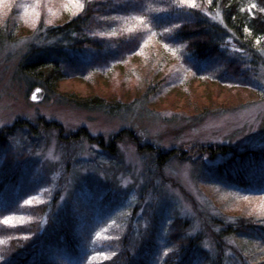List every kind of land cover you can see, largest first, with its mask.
I'll return each mask as SVG.
<instances>
[{"label":"rangeland","instance_id":"374dc122","mask_svg":"<svg viewBox=\"0 0 264 264\" xmlns=\"http://www.w3.org/2000/svg\"><path fill=\"white\" fill-rule=\"evenodd\" d=\"M82 1L0 0V134L9 130V148L22 157L21 166L42 163L52 179L50 188L44 187L0 220L25 226L37 221L36 210L28 208L47 202L43 227L49 220L65 222L66 214L83 219L89 216L84 205L98 206L111 194L112 202L100 205L91 231L95 240L126 238L131 246L142 243L143 237H166L170 220L181 217L187 220L190 235L203 234L211 255L220 251L225 264H248L242 259L247 254L242 251V237L219 241L217 234L222 220L241 215L264 219V197L223 188L206 173L201 159L215 164L227 159L233 148L264 150V51L258 75L251 77L257 88L231 85L222 82L229 74L227 64L198 77L192 65L177 60L175 52L169 50L171 58L165 57L156 39L143 42L141 26L138 30L125 24L127 32L136 33L133 47L139 46L129 63L120 61L111 70L103 61L83 76H67L55 92L40 84L30 87V78L20 72L24 55L32 43L41 44L39 35L46 24L80 12ZM240 55L248 61L253 58L247 52ZM37 86L44 95L33 101L31 92ZM64 94L95 95L128 106L110 114L77 106ZM210 146L219 152L200 153ZM150 147L171 154L158 163ZM37 168L35 173L42 178ZM257 172L264 176V166ZM75 227L84 233L88 229ZM117 247L108 245L102 252L92 248L98 263H104L116 257ZM260 248L248 254L264 259V247Z\"/></svg>","mask_w":264,"mask_h":264},{"label":"trees","instance_id":"16d2710c","mask_svg":"<svg viewBox=\"0 0 264 264\" xmlns=\"http://www.w3.org/2000/svg\"><path fill=\"white\" fill-rule=\"evenodd\" d=\"M82 2L80 12L71 14L61 22L46 24L39 35L41 44L32 43L24 55L20 72L30 78V87L40 84L55 92L60 81L67 76H83L97 69L103 61L111 70L120 61L129 63L130 58L139 52V46L133 47L136 33L125 29L127 26L137 29L141 26L143 42H154L156 39L165 57L169 58L170 52H175L177 60L192 65L198 77H206L218 64L224 63L229 66V74L223 75V83L257 88L251 77H257L258 59L264 51V0ZM122 24L127 26L122 29ZM240 52L250 53L253 58L248 61L242 58ZM164 80L162 83L166 82ZM62 96L77 106L101 108L110 114L119 113L128 106L127 103L95 95ZM17 126L21 127L19 123ZM5 131L0 134V216L20 208L30 197L41 193L44 187L50 188L52 182L50 173L46 171L49 169L43 167L41 162L38 161L41 165L33 163L31 166L30 163L26 167L21 166L18 161H22V157L9 148L7 136L11 134L7 133L9 130ZM153 148L149 150L155 151L158 163H164L171 154V151ZM110 149H114L112 143ZM217 149L203 147L200 153L207 150L212 156L214 152H219ZM228 149L222 148L220 152ZM201 160L206 173L214 176L217 184L223 188L229 186L235 193L264 197V176L257 172L258 167L264 166V150L238 151L233 148L222 162L209 164L205 157ZM36 166L42 178L35 173ZM45 195L49 196L50 193ZM113 198L111 194L105 195L99 204L101 207L107 206ZM47 203L28 208L36 210L37 221L25 226L0 220V236L6 237L0 240V264H225L220 251L217 255H211L205 248L203 234L190 235L187 232V220L181 217L170 220L166 237H143L142 243L131 242V246H128L130 242L127 241V245L126 238L106 242L92 237L91 231L97 225L100 205H84L82 209L89 216L83 219L66 214L67 217L62 219L65 222L49 220L43 227ZM68 213L72 215V212ZM241 216L219 223L221 230L217 234L218 240H222V237H242L245 241L242 251L247 253L242 257L243 262L264 264V259L259 260L248 254L264 247V219H256L253 215ZM79 220L82 221L81 225ZM216 222L213 220L214 225ZM75 226L82 229L87 227L88 233ZM108 245L118 246L116 257L98 263L99 259L95 257L97 252L92 247L102 252Z\"/></svg>","mask_w":264,"mask_h":264},{"label":"water","instance_id":"95a60500","mask_svg":"<svg viewBox=\"0 0 264 264\" xmlns=\"http://www.w3.org/2000/svg\"><path fill=\"white\" fill-rule=\"evenodd\" d=\"M44 95V89L41 86H37L33 88L31 92V99L33 101H38L40 100Z\"/></svg>","mask_w":264,"mask_h":264},{"label":"snow or ice","instance_id":"6c2138e0","mask_svg":"<svg viewBox=\"0 0 264 264\" xmlns=\"http://www.w3.org/2000/svg\"><path fill=\"white\" fill-rule=\"evenodd\" d=\"M4 222H5V223H8V220L6 219Z\"/></svg>","mask_w":264,"mask_h":264}]
</instances>
